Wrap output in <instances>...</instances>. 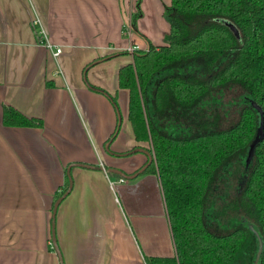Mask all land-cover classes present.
<instances>
[{
  "label": "crops",
  "instance_id": "0c3cea01",
  "mask_svg": "<svg viewBox=\"0 0 264 264\" xmlns=\"http://www.w3.org/2000/svg\"><path fill=\"white\" fill-rule=\"evenodd\" d=\"M135 2L0 0V264H60L52 198L75 162L99 168L71 169V191L53 224L62 264H145L143 255H174L157 175L129 178L150 149L134 139L128 91L118 86L119 69L132 63L134 49H144L123 29ZM155 2L162 12L161 0ZM160 39L150 43L162 46ZM107 55L115 56L89 68L86 81L115 96L117 108L83 79L84 68ZM3 106L40 119L42 127L4 126Z\"/></svg>",
  "mask_w": 264,
  "mask_h": 264
},
{
  "label": "trees",
  "instance_id": "16d2710c",
  "mask_svg": "<svg viewBox=\"0 0 264 264\" xmlns=\"http://www.w3.org/2000/svg\"><path fill=\"white\" fill-rule=\"evenodd\" d=\"M139 6L136 0L128 22L130 32L136 30L141 17ZM163 15L169 22L164 45L155 47L148 41L147 49H134L132 63L118 72L119 88L128 91L127 120L134 139L149 143L152 155V160L133 175H157L174 247L172 256L143 255V260L145 264H232L243 251L249 232L238 228L224 235L213 233L204 219L205 206L218 173L253 145L250 174L235 206L261 232L263 248L258 264H264V0H171ZM126 28L127 24L124 31ZM230 51L233 57L226 66L209 78H197L198 73L213 71ZM114 56L95 59L84 68L88 89L107 95L86 81V73ZM191 66L190 72L195 75L185 72V67ZM172 67H181L184 74L154 80L157 73ZM236 84L259 108V119L253 108L244 107L234 126L218 131L213 129L218 122L189 118L190 111L209 92ZM110 101L117 108L116 97H110ZM173 119L179 124L183 121L184 130L200 132L167 136L165 129ZM2 123L24 128L43 125L40 119L27 118L11 106H3ZM118 129L119 124L105 141L107 151ZM74 167L99 168L80 162L67 165L65 183L52 198V228L59 204L71 191Z\"/></svg>",
  "mask_w": 264,
  "mask_h": 264
},
{
  "label": "rangeland",
  "instance_id": "374dc122",
  "mask_svg": "<svg viewBox=\"0 0 264 264\" xmlns=\"http://www.w3.org/2000/svg\"><path fill=\"white\" fill-rule=\"evenodd\" d=\"M166 0H161L162 12L156 10L155 0H139V9L141 17L139 22H136V30L131 31L132 42L139 43L145 50L148 47L150 39L156 40L161 38V44L164 43V34L168 33L169 22L166 16L163 15V9L167 6ZM128 26V25H127ZM166 29V30H165ZM159 31V33H158ZM143 35V36H141ZM129 38V36H128ZM127 38V39H128ZM135 43V44H137ZM233 57V52H228L209 73H198L199 80L209 78L215 74ZM184 68V67H183ZM186 74L195 75L196 72H190V68L185 67ZM184 69L181 67L167 68L154 77L155 81L159 78L168 76H182ZM149 105V104H148ZM244 107H251L255 110L256 115L259 113L255 103L246 94L241 85H231L223 89L209 92L203 100L190 111L189 118L194 121H214L218 122L219 126H213V129L221 131L234 126L240 117V112ZM150 112V108L148 107ZM185 119V118H184ZM165 129V134L171 137H186L189 134H195L200 131L195 129L193 133L186 129L184 122L180 124L177 120H171ZM205 131V130H204ZM248 154L244 153L233 157L225 167L218 173L209 194V199L205 206V222L210 230L218 235H224L238 228H244L249 232V237L232 264H258L259 256L263 248V239L261 232L256 224L243 217L236 208L235 202L239 200L240 194L246 186L251 166L252 159H248Z\"/></svg>",
  "mask_w": 264,
  "mask_h": 264
},
{
  "label": "water",
  "instance_id": "95a60500",
  "mask_svg": "<svg viewBox=\"0 0 264 264\" xmlns=\"http://www.w3.org/2000/svg\"><path fill=\"white\" fill-rule=\"evenodd\" d=\"M120 2H121V5H122V0H120ZM124 22H125V24H127L128 25V22H129V19H127L126 17H124ZM231 29L235 32V35H237V33H236V31L231 27ZM256 109H257V111H259V108L258 107H256ZM262 119V118H261ZM262 130V124H261V126L259 127V132ZM252 151H253V145L250 147V149L248 150V155H247V157H248V159L251 157V155H252ZM146 154H147V157H148V163L152 160V155L150 154V153H147V152H145ZM142 170V169H141ZM136 175H133V176H131V177H129L130 179H132V178H134ZM53 229V228H52ZM52 242H53V249L55 250V253H56V255L58 256V258H59V263L60 264H62V259H61V255H60V252H59V249H58V247H57V244H56V241H55V234H54V231L52 230Z\"/></svg>",
  "mask_w": 264,
  "mask_h": 264
},
{
  "label": "built area",
  "instance_id": "2783aa9c",
  "mask_svg": "<svg viewBox=\"0 0 264 264\" xmlns=\"http://www.w3.org/2000/svg\"><path fill=\"white\" fill-rule=\"evenodd\" d=\"M35 23H36V22H35ZM38 34L40 35V38H41L42 41L45 40V32H44L43 30H40V32H39ZM45 46H46L47 49H49V50H52V48H53V45H51L50 43H47V42H46ZM60 51H61V50H60L59 48H56V49L54 50V52H53V55H54V56H58L59 53H60ZM119 182H120V183H123V182H124V179H123V178L119 179ZM110 184H111V187L113 188V187H114V183H110Z\"/></svg>",
  "mask_w": 264,
  "mask_h": 264
}]
</instances>
